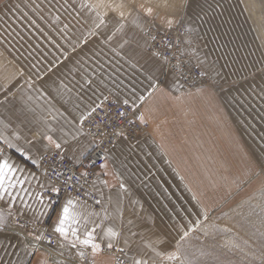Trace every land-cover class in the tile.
Wrapping results in <instances>:
<instances>
[{
	"label": "crops",
	"instance_id": "1",
	"mask_svg": "<svg viewBox=\"0 0 264 264\" xmlns=\"http://www.w3.org/2000/svg\"><path fill=\"white\" fill-rule=\"evenodd\" d=\"M85 3L92 4L89 0H67V3L66 0H0V84L11 79L9 89L16 92L14 104L17 108L24 106L23 101L28 96L35 95L28 89L25 81L30 76L35 80L37 73L42 74L50 67L53 56L62 59L60 51L43 34L63 44V50L68 51L67 42L61 39L59 30L68 24L66 34L73 40L82 38L92 26L96 12H100L97 8L92 12L81 8ZM186 5L184 17L188 29L193 33V47L187 49V53L209 80L210 86L182 92L180 82L175 89L165 87L167 80L157 73L162 82L161 87H165L164 92L149 88L146 77L159 61L155 58L148 59L150 53L147 48L138 46L144 45L147 40L141 29L131 23V16L124 21L123 31H117L119 16L107 13L106 25H102L97 30L98 35L89 42L88 47L102 49L106 54L103 59L108 61L101 71H96L97 65L93 60L88 61L86 67L89 78L93 81L92 87L100 85V80L103 79L104 84L100 88L104 95H109L108 89L115 90L116 85L122 81V95H127L131 100L134 98L131 89L135 84L137 93L145 96L136 114H143L148 126L147 132L134 140H117L109 149L107 169L109 173L118 172L128 188L124 197L125 220L131 218L137 223L142 222L148 226V230L141 236L134 227L132 230L138 234L132 238L131 250L124 245L121 237L112 250L105 247L94 258L95 264H113L111 252L118 247L129 252L127 257L130 264L134 254L146 253L145 259L154 258L150 248H144L143 252H139V249L143 247L144 241L154 242L157 238L162 241L154 245L157 250H172L178 239L176 232L168 226L174 223L171 220L174 208L183 205L185 208L195 209L197 205L192 200L195 194L209 210V218L224 206L230 193L234 195L244 188L242 185H245L243 191H255L264 180L255 178L257 169L248 158L252 155L264 158V152L261 151L264 148V100L259 95L261 87H264L263 50L242 12L240 0H189ZM123 11L126 12L127 9ZM138 13L139 23L144 29L150 24L158 31L168 29L167 19H161L163 22L152 21L143 13ZM108 36H112V40L106 44L101 43ZM133 36L135 39H132ZM125 39H132V42L123 51L126 53L135 48L142 52L143 58L125 55L117 63L118 58L111 49L118 48ZM131 64H136V67H131ZM72 66L73 59L70 58L54 70L56 75L49 74L48 83L52 88L58 87L60 79H63L69 87L75 86L74 92L80 89L84 79L81 76L83 69L79 66H76V72L60 76L61 73H68ZM20 72H23L22 76L18 75ZM93 72L95 75H92ZM17 85H22V88L17 89ZM253 85L254 91L251 89ZM201 88L203 91H200ZM241 94L247 96L255 104V108L241 106L238 102ZM4 95L5 93H0V99ZM80 95L85 98L91 95L87 85L80 91ZM73 99L77 97L73 96ZM32 106L35 107L34 104ZM57 107L64 110L72 105L57 102ZM0 119L11 120L13 128L19 122L8 105L0 107ZM49 123L57 126L54 121ZM10 131L9 129V135ZM80 140L86 144L91 139L84 136ZM29 168L35 170L31 165ZM102 171L99 168L96 173ZM100 179L118 187L114 175L101 174ZM31 186L34 191H40L35 180L31 182ZM97 187L104 193L106 200L110 190L100 184ZM111 191L115 193V188ZM95 193L100 198V194ZM25 199L35 205L28 214H36L39 204L27 196ZM133 200L136 204L130 203ZM20 206V201L17 200L14 208L18 209ZM2 210L5 213L8 211L6 206ZM109 211H112L111 206ZM192 219L195 220L196 217L193 216ZM200 219L203 224L208 220H204L202 216ZM110 223L111 221H106L105 225ZM191 236L193 251L202 248L210 253L200 258V264H216V258L221 255L219 260L225 264L223 248H215L209 241L213 234L205 237L201 230H196ZM22 241L20 236L0 234V261L18 264L23 260L24 264H35L36 260L42 259L40 252L27 255L33 251L31 238L29 241ZM25 243L29 246L25 247ZM71 251L74 253V250ZM57 259L63 257L57 256Z\"/></svg>",
	"mask_w": 264,
	"mask_h": 264
},
{
	"label": "snow or ice",
	"instance_id": "2",
	"mask_svg": "<svg viewBox=\"0 0 264 264\" xmlns=\"http://www.w3.org/2000/svg\"><path fill=\"white\" fill-rule=\"evenodd\" d=\"M177 4L180 8L187 6L186 0H173L171 4L169 0H163L165 8L176 7ZM16 7L18 8L19 5ZM101 7L112 8L113 11L117 8L127 9V12L121 10L118 13L120 19L117 21V31H123L124 21L131 16V23L140 28L151 41H156V36L150 35L148 30L139 23L138 9L144 8V5L137 4V0H121V3L115 8L105 0H96L95 4L81 5V8H87L89 12ZM208 7L210 8L211 5L209 4ZM144 14L152 17L153 9L144 8ZM106 15V12H96L88 32L82 38L78 37L74 40L66 34L69 25L65 24L59 31L62 34L61 39L67 42L68 51L63 50V44L57 43L52 37L42 33L44 38L60 51L62 59L53 56L50 67H47L42 74L37 73L35 80L30 76L25 81L28 89L32 90L35 95L28 96L27 100L23 101L22 108H17L14 104L16 92L9 89V85L12 83L11 79L0 84V93H5L3 99H0V107L10 106L19 121L13 128L11 120L0 119V234L20 236L23 241H29L31 238L30 244L33 251L27 255L40 252L42 257V259L36 260L35 264H95L94 258L105 247L112 250L123 237L124 245L131 250L132 238L137 236L138 232L143 236V232L148 230V226L142 222L137 223L131 218L125 220L124 197L128 188L118 172H108L109 149L102 148L105 141L112 144L117 138L127 139L124 128L128 113L122 109H132L134 119L127 120L128 125L134 124L135 120L146 124L144 115L136 114L139 104L144 101L145 96L142 93H137L135 84L131 89L133 99L130 100L127 95H122L123 90L120 87L122 81L116 85L115 90L108 89L109 95H104L100 88V85L104 84V80L101 79L100 85L95 88L92 87L93 81L89 78V70L86 67L88 61L93 60L97 65L96 71H101L108 63L103 59L106 54L102 49L97 50L95 46L88 47L91 38L98 35L97 30L102 25H106ZM56 19L59 20V17ZM174 23L181 25L184 21L182 19L175 21L171 18L167 19L168 28H172ZM132 39L135 37L133 36ZM132 39H125L118 45V48L111 49L113 55L118 58L117 63L119 59H124L125 55L143 58L142 52L135 48L129 49L126 53L123 51L125 46L132 42ZM111 40L112 36H108L107 40H102L101 43L106 44ZM164 44L169 49L172 47L168 41H164ZM138 46L150 49L148 59L155 58L159 61L146 77L149 88L164 92L165 87L177 88L181 79L188 81L189 76L186 72L190 73L191 68L185 67L186 62H182L177 57L176 63L173 64L170 56L155 50L154 44L148 45L147 41L144 45ZM70 58L73 59V66L68 69V73H61L60 76L76 72L78 70L76 66H79L80 69H83L81 76L84 79V84L74 92L75 86L69 87L63 79H60V76H57V79H60V84L58 87L52 88L48 83L49 74L56 75L54 70ZM131 67L135 68L136 64H131ZM157 73L167 80L165 87H161L162 82L156 75ZM18 75L22 76L23 72ZM92 75H95V72ZM200 75L203 76L204 73L201 72ZM85 85L91 91V95L86 98L80 95V91L84 89ZM16 87L20 89L22 85ZM251 89L254 91L255 85L251 86ZM145 90L147 91V89ZM200 91L203 89L201 88ZM259 95L260 99L264 100V87H261ZM73 96L77 99H73ZM57 102L61 105L71 103L72 107L62 110L61 107H57ZM238 102L241 106L255 108V104L243 94ZM33 104L35 107L32 106ZM81 105L84 107L82 108ZM114 109L115 120L109 115ZM101 112L103 115H100ZM49 121H54L57 126L54 127ZM86 122L89 124L87 131L84 127ZM92 127H95L97 131L92 132ZM9 129L11 130L10 135L8 134ZM57 132L59 135H56ZM84 136H90L92 139L85 144L80 140ZM97 137L100 138L98 141ZM261 151L264 152V148ZM89 156L93 157L90 161L93 166L97 160L103 161L99 165L103 170L102 173H95L90 169L76 171L77 166L85 167L82 158L87 159ZM248 158L257 169L255 174L257 176L264 174V158L255 155ZM29 165L33 166L35 170H31ZM40 169L43 171L38 174ZM101 174L104 176L114 175L118 181V187L110 184L107 180L100 179ZM92 176L95 178L90 181ZM33 180L37 182L40 191L33 190L31 186ZM97 184L110 190L106 200ZM89 188L99 193L100 198H95ZM113 188H115V193L111 191ZM260 192L261 198L256 204H251L249 200H246L237 205L238 208L248 206L246 214L236 213L241 216L244 223L253 224L254 222L249 221L248 218L256 216L260 225L264 226V185L261 186ZM25 196L39 204L36 214H28L35 205L29 203ZM17 200L20 201L21 206L15 209L14 205ZM90 200L91 203H89ZM192 200L196 202L195 209L185 208L183 205L173 209L174 215L171 220L174 223H170L168 226L176 232L178 239H176L172 250H157L154 245L162 242L159 238L154 242H143V247L139 249V252H143L144 248H150L154 253V258H149L151 264H200V258L206 257L210 253L202 248H196L193 251V246L190 244L191 234L196 230H201L205 237L211 233L214 238L217 231H231L228 228L218 229L215 224L204 225L200 217L207 220L209 210L200 203L195 194H193ZM130 203L136 204V201L133 200ZM4 206L8 209L6 213L2 210ZM95 206H100V211H97ZM109 206L112 211H109ZM132 211L135 212L134 209ZM232 211L235 212L236 209ZM193 216L196 217L195 220L192 219ZM97 218H99V222H97ZM139 219L142 220V218ZM106 221H111V223L105 225ZM134 227L138 229V232L132 230ZM259 237L260 247L264 249V231L259 233ZM242 243L249 248L252 247L247 240ZM28 246V243H25V247ZM222 247L244 251L242 244L235 240H229ZM58 249L59 251H57ZM71 250H74V253ZM116 250L125 256L129 255L125 248L118 247ZM66 252L67 255H65ZM144 255L134 254L131 257V264H149V259H145ZM252 255L253 258H256L254 253ZM57 256L63 257V259H57ZM259 260L260 264H264V252ZM0 264H13V262L0 261ZM18 264H24V261L21 260ZM116 264H125V261L117 259ZM216 264H222L219 257L216 258Z\"/></svg>",
	"mask_w": 264,
	"mask_h": 264
},
{
	"label": "rangeland",
	"instance_id": "3",
	"mask_svg": "<svg viewBox=\"0 0 264 264\" xmlns=\"http://www.w3.org/2000/svg\"><path fill=\"white\" fill-rule=\"evenodd\" d=\"M89 1L92 4L96 3V0H89ZM188 1L189 0H186V4ZM105 2L110 3L112 7L115 8L116 5L121 3V0H105ZM172 2L173 0H169L170 4ZM137 4H143L144 8L153 9V16L152 17L147 16L149 20L159 21L161 19L166 20L168 18L182 19L184 21L183 24H185L188 28V25L184 17L185 8H180L178 4L176 7H169V8H165L163 6V0H137ZM240 5H241L243 14H245L247 21L252 31L254 32L256 38L258 39V42L264 53V0H240ZM144 8L138 9V12H141L144 14ZM97 9L102 13L106 12V13H112L114 15L115 14L118 15L119 11L123 10V9L117 8L115 11H113L112 8H107V7L106 8L101 7ZM176 25L177 24H174L173 27ZM149 28H152L156 30L157 32H163V31H158L151 24L146 27V29H149ZM192 47H193V42L191 41V46L188 47V49ZM255 178L257 179L264 178V175L255 176ZM255 178L253 176L254 180H256ZM260 184L261 185L257 187V190L252 191V192H250V190L248 189L243 191L245 188V185H242L241 187H244V188H242L240 191H237V193H235L234 195L230 193L227 196L228 198L226 197L227 199H226L224 206L220 207L217 210V212H215L213 216H210L208 220L204 223V225L215 224L218 229H224V228L231 229L230 232L217 231L214 234V238L212 237L209 240L210 242H212V245L215 246V248L216 247L219 249L223 248L224 250L223 258L225 260V264H260L259 257L261 256L262 252H264V249L260 247L259 233L261 231H264V226L260 225L259 220L256 216L249 217L248 218L249 221H252L254 223L248 224V223H244L241 220V216L236 214L237 212H240L242 214H246L248 212L247 205H245L243 208L237 207V205L241 204V202L246 201V200H249L251 204H256L257 202H259L261 198L260 189H261V186L264 185V180ZM233 209H236V211L235 212L232 211ZM229 240H235L241 243L242 247L244 248V251H240L238 249L229 250L226 247H222V245H225ZM244 240H247L248 243L252 245V247L249 248L247 245H243L242 242ZM220 253L222 254V252ZM253 253L255 254L256 258H253V255H252ZM220 258H222V255Z\"/></svg>",
	"mask_w": 264,
	"mask_h": 264
},
{
	"label": "built area",
	"instance_id": "4",
	"mask_svg": "<svg viewBox=\"0 0 264 264\" xmlns=\"http://www.w3.org/2000/svg\"><path fill=\"white\" fill-rule=\"evenodd\" d=\"M147 30L150 33V35L156 36V41L153 42L148 38V36L144 35L146 40L148 41V45L154 44L155 50L160 51L161 53L170 56L171 62L173 64L176 63V58L178 57L182 62H186V64H185L186 68H188V67L191 68L190 73L186 72V74L189 76L188 81H184L182 79L179 81L182 92H190V91H193V90L200 88V87L210 86L209 80L206 78L205 75H203V76L200 75V73L202 71L194 63V61L190 58V56L187 54V49H188V47L191 46L193 34L187 28V26L185 24L176 25V26L169 28L163 32H157L156 30H154L152 28H149ZM164 41H168L172 45V47L170 49L167 48V45L164 44ZM148 51L150 52V49H148ZM122 110H124L128 113V116L125 118V128H124V131L127 135L128 140H134L137 136H139L141 134H145L147 132V130H148L147 125L141 124L139 122V120H135L134 124H132V125L127 124V120L134 119V117L132 116V109L131 108H124ZM100 115H103V113L101 112ZM109 115L113 117V120H115V109ZM84 127L87 131L89 128V124L86 122ZM91 131L96 132L97 129L95 127H92ZM87 137L89 139H92V137H90V136H87ZM120 138H123V137H120ZM120 138H117L112 144H109L107 141H105V143L102 145V148L110 149L117 142V140ZM99 139L100 138L97 137V141ZM92 159H93L92 156H89V157H87V159H84L83 162H84L85 167L81 168V167L77 166L76 171L80 172V171L90 169L96 173V170L100 168V166H99L100 163H102L103 161L97 160L95 162V165L93 166L90 163V161ZM42 171H43L42 169L39 170L40 173H42ZM94 178H95V176L90 177V181H91V179H94ZM89 191L92 193V195L95 198H99L93 189L89 188ZM91 202L92 201L90 200L89 203H91ZM95 208L100 209V206H95ZM111 253L113 256V264H116L117 259L125 261V264H130L128 257L125 256L123 253L118 252L117 250H113Z\"/></svg>",
	"mask_w": 264,
	"mask_h": 264
}]
</instances>
